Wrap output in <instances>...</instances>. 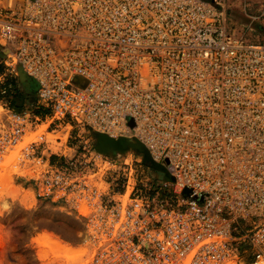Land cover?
<instances>
[{"label": "built area", "instance_id": "2783aa9c", "mask_svg": "<svg viewBox=\"0 0 264 264\" xmlns=\"http://www.w3.org/2000/svg\"><path fill=\"white\" fill-rule=\"evenodd\" d=\"M229 19L219 0H0V157L84 219V264L264 257V41ZM19 65L40 83L22 110ZM85 128L140 141L165 176L132 183L125 158V192L103 191L89 139L48 137Z\"/></svg>", "mask_w": 264, "mask_h": 264}, {"label": "rangeland", "instance_id": "374dc122", "mask_svg": "<svg viewBox=\"0 0 264 264\" xmlns=\"http://www.w3.org/2000/svg\"><path fill=\"white\" fill-rule=\"evenodd\" d=\"M219 1L237 32H246L252 40L264 41V0ZM5 55L6 52L0 49V75L5 71ZM5 79L1 78L0 83ZM33 86L35 89L29 90L36 93L39 90L38 83ZM33 103L35 101L27 99L21 104V108L13 106L22 110ZM46 125L41 129H46ZM67 131L64 129L57 134H48V137L53 141L56 137H61L62 143L68 138V146L73 148L72 151L80 152L85 151L82 146L89 139L87 148L92 145L96 152L101 153L104 161L110 162H98L99 172L96 175L99 187L110 195L116 194L118 198L126 190L123 175L125 158H128L127 161L133 167L132 183L139 184L141 180L149 178L156 185L165 176L164 170L162 177L157 176L158 170L165 166L148 159L143 151L119 148V145L123 146V140L109 148L105 136L88 128L82 133L76 129L70 133ZM53 159L57 161L58 157L53 156ZM32 176L31 169L10 162L0 163V264H83L90 252V248L83 244L87 236L84 219L57 203L34 197ZM248 253L252 254L254 251L249 250ZM253 258L251 255L249 261H253Z\"/></svg>", "mask_w": 264, "mask_h": 264}, {"label": "water", "instance_id": "95a60500", "mask_svg": "<svg viewBox=\"0 0 264 264\" xmlns=\"http://www.w3.org/2000/svg\"><path fill=\"white\" fill-rule=\"evenodd\" d=\"M22 71H25L22 67V65H19L18 66V78H19V81L21 83V85L23 86V88L25 89L26 92L30 93L31 95L37 97V93H33L29 90V88L22 82V78H21V72ZM123 149H127V148H133V149H137V150H140V151H143L145 156L150 159L151 161L153 160L149 150L146 148V146L141 143L140 141H136V142H132L131 139L129 137H124L123 138V146L121 147Z\"/></svg>", "mask_w": 264, "mask_h": 264}, {"label": "bare ground", "instance_id": "6f19581e", "mask_svg": "<svg viewBox=\"0 0 264 264\" xmlns=\"http://www.w3.org/2000/svg\"><path fill=\"white\" fill-rule=\"evenodd\" d=\"M29 77H32L33 79H35L33 76H30L27 72H25V71H23V73L21 72V78H22V82L30 89V90H34L35 88H34V84H32V81H31V79L29 78ZM36 80V82L38 83V86H39V88H40V83H39V81L37 80V79H35ZM37 95H38V93H37ZM44 125H46V124H42V126H44ZM47 126V125H46ZM43 128V127H42ZM49 134H52V133H49ZM132 142H134V140H131ZM14 155H15V152H13V154L11 153V154H9V155H4L3 157H0V163H2V162H4V163H13V159H14ZM7 158V159H6ZM14 164V163H13ZM86 239H87V236H86ZM85 239V240H86ZM88 246V245H87ZM89 247V246H88ZM90 248V247H89ZM71 253V252H70ZM89 254H90V252H89ZM89 256V255H88ZM87 259V258H86ZM86 259H85V261H86ZM85 261H84V263H85ZM262 261H264V257L259 261V262H257V263H255V264H261L262 263ZM83 263V264H84Z\"/></svg>", "mask_w": 264, "mask_h": 264}, {"label": "crops", "instance_id": "0c3cea01", "mask_svg": "<svg viewBox=\"0 0 264 264\" xmlns=\"http://www.w3.org/2000/svg\"><path fill=\"white\" fill-rule=\"evenodd\" d=\"M0 49L1 50H3V48H1L0 47ZM30 79H31V81H32V84H34V85H36V80L35 79H33L32 77H29ZM18 81H19V78H18ZM19 84H20V87L23 89V91H25V89L23 88V86L21 85V83H20V81H19ZM19 93H21V91L19 90L18 91V93L17 94H19ZM16 94V95H17ZM36 100H37V97H36ZM36 100H35V102H36ZM11 105H13V104H11ZM99 135H101V136H105V138H106V144H107V147H113V146H115V145H118L119 144V141L120 140H123V138H120V139H112V138H110V137H108V136H106V135H104V134H100L99 133ZM119 148H121V145H119ZM162 167V166H161ZM161 170V171H160ZM160 170H158L159 172H158V174H157V176H159V177H162V168L160 169Z\"/></svg>", "mask_w": 264, "mask_h": 264}, {"label": "trees", "instance_id": "16d2710c", "mask_svg": "<svg viewBox=\"0 0 264 264\" xmlns=\"http://www.w3.org/2000/svg\"><path fill=\"white\" fill-rule=\"evenodd\" d=\"M14 96L15 97H12V104L16 108H21V104L27 99H30L31 102H34L36 100L35 96L31 95L30 93L26 91H22L21 93L14 95Z\"/></svg>", "mask_w": 264, "mask_h": 264}]
</instances>
